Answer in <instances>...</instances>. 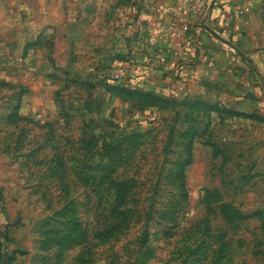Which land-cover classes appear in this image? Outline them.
<instances>
[{
    "label": "rangeland",
    "instance_id": "1",
    "mask_svg": "<svg viewBox=\"0 0 264 264\" xmlns=\"http://www.w3.org/2000/svg\"><path fill=\"white\" fill-rule=\"evenodd\" d=\"M159 1L0 0V264H264L252 55L207 30L132 81L120 40L93 53L116 34L84 13Z\"/></svg>",
    "mask_w": 264,
    "mask_h": 264
},
{
    "label": "crops",
    "instance_id": "2",
    "mask_svg": "<svg viewBox=\"0 0 264 264\" xmlns=\"http://www.w3.org/2000/svg\"><path fill=\"white\" fill-rule=\"evenodd\" d=\"M157 5L154 9L132 8L129 12L112 14L84 13V22L90 20L94 31L111 30L116 34L109 51L94 48L93 53H98L96 59L104 60L105 53L110 55L109 58L115 57L120 51L116 42L120 40V44L126 45L125 51L131 50L134 55L128 63L133 65L130 70L139 71L131 80H144L157 73L159 67H173L175 62L170 58L176 55H179V61L188 59L185 55L190 56L189 46L194 37L206 36L209 30L210 36L226 42L225 37L230 35L238 40V51L243 56L252 55L257 81L264 85V0H160ZM197 6L198 14L194 11ZM185 22L192 26L188 36H173V27ZM214 26L221 27L223 35ZM99 41L102 43L103 38ZM182 63L186 60H181ZM181 64L180 69L184 66Z\"/></svg>",
    "mask_w": 264,
    "mask_h": 264
},
{
    "label": "trees",
    "instance_id": "3",
    "mask_svg": "<svg viewBox=\"0 0 264 264\" xmlns=\"http://www.w3.org/2000/svg\"><path fill=\"white\" fill-rule=\"evenodd\" d=\"M114 197V196H113ZM117 198H118V200H120V202H122L123 201V199H124V197L123 198H121L119 195H117ZM117 198H114L115 200L117 199ZM122 215H125L124 213L122 214ZM125 222H127V218L125 217V218H123L122 219V221H120L119 223H118V225L117 226H121L123 223H125Z\"/></svg>",
    "mask_w": 264,
    "mask_h": 264
}]
</instances>
